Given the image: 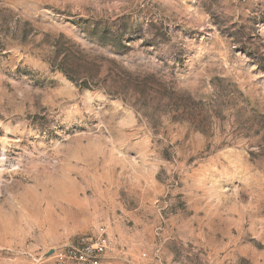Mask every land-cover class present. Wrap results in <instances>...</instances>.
I'll return each mask as SVG.
<instances>
[{
    "label": "rangeland",
    "instance_id": "374dc122",
    "mask_svg": "<svg viewBox=\"0 0 264 264\" xmlns=\"http://www.w3.org/2000/svg\"><path fill=\"white\" fill-rule=\"evenodd\" d=\"M101 233L264 264V0H0V264Z\"/></svg>",
    "mask_w": 264,
    "mask_h": 264
},
{
    "label": "built area",
    "instance_id": "2783aa9c",
    "mask_svg": "<svg viewBox=\"0 0 264 264\" xmlns=\"http://www.w3.org/2000/svg\"><path fill=\"white\" fill-rule=\"evenodd\" d=\"M245 3L249 0H234ZM110 236L101 233L96 237L69 243L53 251L55 264H123L122 259L112 254Z\"/></svg>",
    "mask_w": 264,
    "mask_h": 264
}]
</instances>
